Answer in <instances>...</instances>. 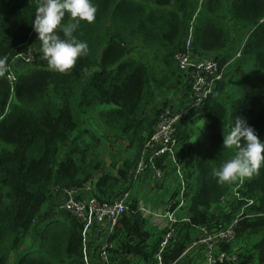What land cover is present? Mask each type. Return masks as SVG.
I'll list each match as a JSON object with an SVG mask.
<instances>
[{
  "label": "trees",
  "instance_id": "obj_1",
  "mask_svg": "<svg viewBox=\"0 0 264 264\" xmlns=\"http://www.w3.org/2000/svg\"><path fill=\"white\" fill-rule=\"evenodd\" d=\"M91 2L95 20L81 22L74 33L76 40L87 42L88 53L67 73H58L41 58V42L32 27L39 4L0 0V57L7 56L10 67L18 53L33 48L32 63L22 72L14 70L12 84L9 71L0 78V264H7L11 256L16 264H86L82 224L57 208L51 190L90 183L100 201L131 192L136 162L157 120V104L152 101L172 82L181 83L174 55L184 50L191 28L195 53L217 59L223 75L201 112H191L177 125L186 205L175 213V224L163 220L157 227L149 224L150 208L157 206L146 205L151 213H144L141 201L131 194L107 239L109 263L155 264L163 236L172 230L161 251L163 264H198L192 255L182 256L185 249L199 239L203 227L216 230L235 219L244 199L251 198L253 204L244 214L263 215L239 216L234 241L219 243L216 249L235 250L239 260L212 264H264V167L243 178L242 199L227 201L224 207L221 199L239 179L221 184L213 176L236 153L222 146L232 120L245 119L264 141V0ZM71 22L66 14L62 25ZM142 51L144 57L139 55ZM227 68L234 72L227 73ZM95 112L104 139H125L133 151L131 158H124L120 166L113 163L97 178L102 160L92 158L90 145L99 138L85 126V119ZM199 120L203 129L195 139ZM165 158H158L157 165H171ZM180 188L173 179L168 199H176ZM244 238L252 240L250 245L236 250L235 244L245 243ZM92 258L91 264H98L95 254Z\"/></svg>",
  "mask_w": 264,
  "mask_h": 264
},
{
  "label": "built area",
  "instance_id": "obj_2",
  "mask_svg": "<svg viewBox=\"0 0 264 264\" xmlns=\"http://www.w3.org/2000/svg\"><path fill=\"white\" fill-rule=\"evenodd\" d=\"M34 3L39 4V0H34ZM19 59H23L25 64L30 65L33 61V48L28 47L24 52L18 53L13 58L11 65L14 66V63ZM174 60L182 75L181 83L187 85V88L189 86V89L185 91L186 96L183 97L181 105L168 101L166 104H163L162 97L159 98V103L161 102V104L157 106L156 123L152 131L147 135L134 171L135 183H143L146 179L143 174L149 172L148 188L152 189V193L157 191V187L160 189L164 188V192L167 191V184L171 183L173 179L180 185V192L176 199H168L164 214L163 212L156 214L169 226L177 222L175 213L181 211L186 205L184 196L186 178L183 172L184 162L179 157L182 146L177 139V125L191 112L194 111L196 114L201 112L205 102L213 93L217 81L223 75V68L220 67L217 59L212 56H199L195 53L192 28L184 50L177 52L174 55ZM10 68L12 67H9L7 78L12 84L15 80V75ZM164 155L166 156V162H171V165L165 168L157 165V159ZM169 176H171V180L168 179ZM242 182L243 180L239 179L235 189L221 199L223 207L227 201L241 198L239 189ZM160 192L162 193V190ZM131 194L130 191H126L108 201H100L94 195V187L90 183H86L78 188L59 186L52 188L51 201L57 208L72 213L82 224L83 257L86 264H91L93 254H95L94 260L98 264H110L107 239L122 214L127 210ZM244 200L245 204L235 219L216 230H207V228L203 227L199 239L189 245L182 253V256L191 255L205 241H208L210 243L209 246L212 248L208 247V254L203 263H199L200 259H195L198 264H212L215 260L237 262L239 256L235 250L231 252L219 250L216 253V249L219 243L234 241L236 235L235 227L239 218H254L255 216L263 215L261 212L254 211L244 214L246 209L253 204L251 198ZM140 210L144 213H151L150 209L143 202L140 203ZM241 215L242 217H239ZM172 235L173 231L170 230L163 236L160 248L154 255L155 264H163L161 251L168 245ZM202 235H205L206 239ZM96 239L99 242L94 244Z\"/></svg>",
  "mask_w": 264,
  "mask_h": 264
},
{
  "label": "clouds",
  "instance_id": "obj_3",
  "mask_svg": "<svg viewBox=\"0 0 264 264\" xmlns=\"http://www.w3.org/2000/svg\"><path fill=\"white\" fill-rule=\"evenodd\" d=\"M95 13L91 0H39L32 27L41 42V58L52 71L67 73L78 58L87 55V42L76 40L74 33L81 22L92 23ZM66 14L73 22L62 25ZM8 71V57H0V78L5 77ZM222 146L235 148L236 153L214 170L217 183L251 177L264 167V141L245 119L237 117L231 121L227 135H223Z\"/></svg>",
  "mask_w": 264,
  "mask_h": 264
},
{
  "label": "rangeland",
  "instance_id": "obj_4",
  "mask_svg": "<svg viewBox=\"0 0 264 264\" xmlns=\"http://www.w3.org/2000/svg\"><path fill=\"white\" fill-rule=\"evenodd\" d=\"M25 50L21 51L24 52ZM146 51H144L145 53ZM143 51L139 54L141 56V54H144ZM146 55V54H145ZM141 57H144L141 56ZM151 56L149 58H146L145 61L147 60V63L150 62L151 63ZM12 63V62H11ZM22 64V65H21ZM24 64V65H23ZM12 68H10V70L14 73V70H18L19 72H22V70L24 71L25 69H27V64H25L23 62V59H19L14 63V66L11 65ZM234 67V66H233ZM226 68V67H225ZM228 69V70H227ZM226 69L227 73H230V71L234 72V68L231 70H229V68ZM236 69V67H235ZM238 73H235L234 76H236ZM85 121L87 123H85V126L87 129H89L96 137L99 138V143L97 144H91V150H92V158L96 159V160H102V165H101V169H99L98 172H96L94 174V177L97 178L98 175H102L103 172H105L106 170H109L111 165H113V163H117L118 166L121 165V163L123 162L124 158L129 157L131 158L133 155V151L131 149L128 148L127 146V141L125 139H116V140H109L106 141L104 139V127L103 124L100 120V118L98 117L97 112L91 114L89 116V118H86ZM196 133L194 134L195 139L197 138L198 135H200V132L203 129V121L199 120L197 121L196 125ZM88 140V138L84 137L82 140V143L85 145L86 141ZM67 144H64V147H66ZM117 166V167H118ZM112 172H116V170H113ZM144 177H146V179L149 181L150 176H149V172H146L143 174ZM142 176V177H143ZM145 179V180H146ZM168 179L171 180V176L168 177ZM143 181V183H135L132 185L131 187V193L134 194V196H137L138 199L145 203L148 200H151L150 202H146L145 205H147L149 208L153 207V205L157 206L154 208H150L151 211L153 212L150 217H149V224L152 226H157V227H162L163 226V220L160 216H157L156 214H160L161 212H165L166 209V205L168 202V194H169V184H167V191L164 192V188L160 189L159 187H157V191L152 193V189L150 190L148 188V183L147 180ZM145 183V184H144ZM162 190V193L160 192ZM164 194V195H163ZM158 198V199H157ZM163 201V204H160V201ZM160 204V205H159ZM202 237H205V235H202ZM250 238H244L245 243H240V244H235V249L238 250L240 247H242L244 245V247L251 243L252 240H248ZM208 240V239H207ZM204 242V241H202ZM237 243V242H235ZM210 243L208 241H205L201 246H199L197 248V251L192 253V257L194 259H201V260H205L206 255L208 254L207 249L212 248L211 246H209ZM12 258V256H11ZM9 258L7 261V264H16V258L15 259H11Z\"/></svg>",
  "mask_w": 264,
  "mask_h": 264
},
{
  "label": "crops",
  "instance_id": "obj_5",
  "mask_svg": "<svg viewBox=\"0 0 264 264\" xmlns=\"http://www.w3.org/2000/svg\"><path fill=\"white\" fill-rule=\"evenodd\" d=\"M185 89H187V85H183V83H171L168 90L165 91V94L163 92L157 93L154 100L152 101V104H159V98L162 97V99H166L168 102H172L177 105L182 104V99L184 96H186ZM144 178V177H143ZM146 181V180H145ZM149 183V181L147 180ZM146 183V184H148ZM199 263H203V260H199Z\"/></svg>",
  "mask_w": 264,
  "mask_h": 264
}]
</instances>
